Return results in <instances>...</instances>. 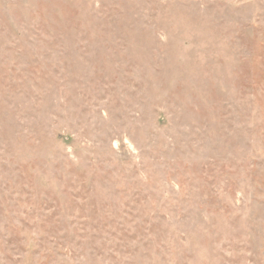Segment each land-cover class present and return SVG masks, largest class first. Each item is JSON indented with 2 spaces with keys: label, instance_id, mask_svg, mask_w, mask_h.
Segmentation results:
<instances>
[{
  "label": "rangeland",
  "instance_id": "obj_1",
  "mask_svg": "<svg viewBox=\"0 0 264 264\" xmlns=\"http://www.w3.org/2000/svg\"><path fill=\"white\" fill-rule=\"evenodd\" d=\"M0 264H264V0H0Z\"/></svg>",
  "mask_w": 264,
  "mask_h": 264
}]
</instances>
